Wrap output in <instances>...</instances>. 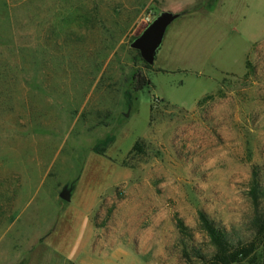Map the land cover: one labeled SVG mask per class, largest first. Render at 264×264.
I'll return each instance as SVG.
<instances>
[{"label":"rangeland","instance_id":"1","mask_svg":"<svg viewBox=\"0 0 264 264\" xmlns=\"http://www.w3.org/2000/svg\"><path fill=\"white\" fill-rule=\"evenodd\" d=\"M23 1L0 31V264H203L200 212L264 264V0ZM164 12L148 64L131 42Z\"/></svg>","mask_w":264,"mask_h":264},{"label":"trees","instance_id":"2","mask_svg":"<svg viewBox=\"0 0 264 264\" xmlns=\"http://www.w3.org/2000/svg\"><path fill=\"white\" fill-rule=\"evenodd\" d=\"M25 3L26 0H24L22 4ZM10 12L9 0H0V15H4V17L7 18L6 22H4L5 24L3 23L0 25V31L4 32L6 31L4 28L11 27ZM132 81L134 91H139L151 84V80L139 71H136L132 74ZM209 96L210 95H207L203 99H206ZM203 99L199 102L203 101ZM109 140L110 139L105 138L94 146V150L97 152H103L102 148L109 143ZM134 151H142L141 143L139 141H136V143L132 146L130 153ZM252 175L253 178L249 188V195L256 202L258 198L264 197V188L259 183L257 173L253 171ZM199 219L203 229L206 231L208 237L215 246V252L203 264H249L252 262V255L250 254L255 250L257 244H259V241H256V238L245 242L241 240L234 241L227 236V233L224 230L215 227L203 212L199 213ZM177 225L182 232L185 227L180 220L177 222ZM253 225L256 228L258 235L259 233L264 232V215L256 216Z\"/></svg>","mask_w":264,"mask_h":264},{"label":"water","instance_id":"3","mask_svg":"<svg viewBox=\"0 0 264 264\" xmlns=\"http://www.w3.org/2000/svg\"><path fill=\"white\" fill-rule=\"evenodd\" d=\"M179 16V13L164 12L153 19L147 27L131 42V47L138 50L141 59L150 64L154 61L166 27ZM59 197L64 201L71 198V189L64 185Z\"/></svg>","mask_w":264,"mask_h":264},{"label":"crops","instance_id":"4","mask_svg":"<svg viewBox=\"0 0 264 264\" xmlns=\"http://www.w3.org/2000/svg\"><path fill=\"white\" fill-rule=\"evenodd\" d=\"M57 223H58V221L50 228V230L47 232V234H46V236H45V238H44V241L42 242V243H44V245L45 244H47L48 242V238L51 236V234H53L54 232H55V230H56V228H57ZM48 237V238H47ZM45 248V247H44Z\"/></svg>","mask_w":264,"mask_h":264}]
</instances>
